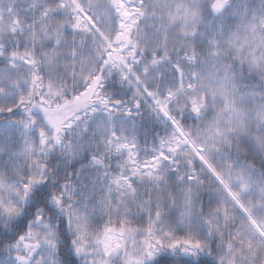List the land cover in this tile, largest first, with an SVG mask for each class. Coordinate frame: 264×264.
<instances>
[{
  "label": "snow or ice",
  "instance_id": "6c2138e0",
  "mask_svg": "<svg viewBox=\"0 0 264 264\" xmlns=\"http://www.w3.org/2000/svg\"><path fill=\"white\" fill-rule=\"evenodd\" d=\"M0 264H264V0H0Z\"/></svg>",
  "mask_w": 264,
  "mask_h": 264
}]
</instances>
